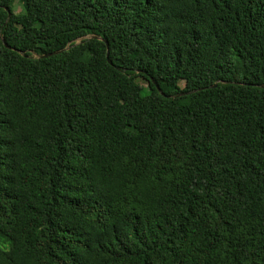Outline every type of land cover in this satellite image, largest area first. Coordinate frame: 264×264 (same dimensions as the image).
Listing matches in <instances>:
<instances>
[{
  "label": "trees",
  "instance_id": "obj_1",
  "mask_svg": "<svg viewBox=\"0 0 264 264\" xmlns=\"http://www.w3.org/2000/svg\"><path fill=\"white\" fill-rule=\"evenodd\" d=\"M263 84L264 0H0V264H264Z\"/></svg>",
  "mask_w": 264,
  "mask_h": 264
},
{
  "label": "rangeland",
  "instance_id": "obj_2",
  "mask_svg": "<svg viewBox=\"0 0 264 264\" xmlns=\"http://www.w3.org/2000/svg\"><path fill=\"white\" fill-rule=\"evenodd\" d=\"M13 9H14V12L15 13H22V7H21V5L17 1L14 2ZM141 83L143 85H145V82H141Z\"/></svg>",
  "mask_w": 264,
  "mask_h": 264
},
{
  "label": "water",
  "instance_id": "obj_3",
  "mask_svg": "<svg viewBox=\"0 0 264 264\" xmlns=\"http://www.w3.org/2000/svg\"><path fill=\"white\" fill-rule=\"evenodd\" d=\"M5 47H6V48H9L7 45H5ZM47 56H51V54H48ZM215 87H216V84H214V85L212 86V88H215ZM260 87L264 89V84L261 85Z\"/></svg>",
  "mask_w": 264,
  "mask_h": 264
}]
</instances>
